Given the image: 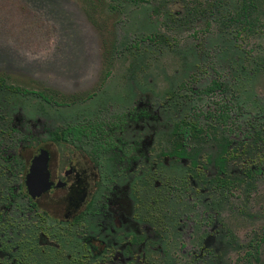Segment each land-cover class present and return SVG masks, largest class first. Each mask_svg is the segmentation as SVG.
<instances>
[{
	"label": "rangeland",
	"instance_id": "1",
	"mask_svg": "<svg viewBox=\"0 0 264 264\" xmlns=\"http://www.w3.org/2000/svg\"><path fill=\"white\" fill-rule=\"evenodd\" d=\"M244 1L0 0V146L23 145V163H0V264L80 261L76 232L42 245L40 214L6 201L40 147L58 156L56 131L90 123L109 126V150L74 152L97 167V193L140 200L136 264H264V0L236 21ZM200 111L191 154L206 163L232 142V189L169 157Z\"/></svg>",
	"mask_w": 264,
	"mask_h": 264
},
{
	"label": "flooded vegetation",
	"instance_id": "2",
	"mask_svg": "<svg viewBox=\"0 0 264 264\" xmlns=\"http://www.w3.org/2000/svg\"><path fill=\"white\" fill-rule=\"evenodd\" d=\"M226 113L225 108L219 109L215 118L217 117L219 121L222 115L225 117ZM202 115L203 111H200L194 120ZM12 124L14 125L11 121L7 122V126L16 130ZM108 128V125L95 126L90 123L64 127L56 131L51 137V142L57 149L58 156L54 157L53 151L45 146L40 147L38 152L40 154L46 150L49 154L50 189L37 197H33L29 192L26 183L27 176L33 159L38 155L36 154L29 165L28 163L26 167L23 165L25 167L24 178L22 183L17 185L18 188L14 190L15 194H11V191L7 193V208H10L19 196H24L31 210L40 214L42 245L54 244L55 239L66 240L69 234L76 232L84 254L80 261L74 264H122L124 261H127L128 264H136L134 260L139 258L142 235L139 220L140 200L136 198L132 200L123 194L111 197L97 193V167H90L87 161H82L74 152L76 147L73 144L84 139L93 140L95 144L90 157L95 160L100 153L109 150L111 146L106 139ZM66 129L72 130L66 132ZM13 130L11 131L13 132ZM65 134L69 135L65 136ZM173 134L176 144L169 154L170 158H177L185 164H189L193 169L209 165L215 171L214 182L217 187L233 188V181L228 176L229 164L235 154L232 142L231 144L227 142L225 145H219L214 156L203 161L206 163H202L198 162L197 157L191 154L192 150L189 146L190 141H193V134L198 136L201 132L175 130ZM189 134L191 135L188 136ZM4 145L0 146L3 158L9 154L12 157L18 154L22 158L20 152L22 144L11 148L7 147L6 144ZM62 149L64 150L63 153H61ZM223 153L227 155L226 161L222 165L219 160ZM0 160L2 159L0 158ZM16 164L14 163V165ZM7 168L9 169L10 166ZM1 208L6 209L5 207ZM101 219L105 226L96 232L93 224ZM50 225L53 227H49Z\"/></svg>",
	"mask_w": 264,
	"mask_h": 264
},
{
	"label": "trees",
	"instance_id": "3",
	"mask_svg": "<svg viewBox=\"0 0 264 264\" xmlns=\"http://www.w3.org/2000/svg\"><path fill=\"white\" fill-rule=\"evenodd\" d=\"M249 3L250 2H247V0L244 1V4L242 5L240 12H238L237 15H236V21L248 18V16H249L248 15L249 14V8H250ZM1 81L2 80L0 79V82ZM0 89H1V87H0ZM4 120H5V118L2 115H0V134H2L1 133L2 132L1 128L5 127ZM219 121L223 122V123L227 122V113H226L225 117L222 115L221 118L219 119ZM6 126H7V123H6ZM71 130L72 129H66V132L67 131H71ZM175 130L176 131H182V132L189 131V132H194V133L197 132V131L202 132V126L200 124V121L197 119L196 121H184V123H181V124L177 125L175 127ZM4 132H5V134H7V133H11L12 131L6 129ZM68 135L69 134H65V136H68ZM75 135H78V134H75ZM190 135L191 134H189L188 136H190ZM193 136H194L193 138L197 137L196 134H193ZM226 155H225V153L220 155V160L219 161H220V163L222 165L226 161ZM0 158L2 159V160H0V163H3V161H9L8 163H13V161L14 162L23 163V159L18 154L14 155L13 158H12L11 154L7 155L5 158H3V155H0ZM8 166H11V164H9ZM221 167L223 169V166H221Z\"/></svg>",
	"mask_w": 264,
	"mask_h": 264
},
{
	"label": "water",
	"instance_id": "4",
	"mask_svg": "<svg viewBox=\"0 0 264 264\" xmlns=\"http://www.w3.org/2000/svg\"><path fill=\"white\" fill-rule=\"evenodd\" d=\"M48 162L49 154L46 150H43L32 161L26 183L33 197L40 196L51 187Z\"/></svg>",
	"mask_w": 264,
	"mask_h": 264
}]
</instances>
